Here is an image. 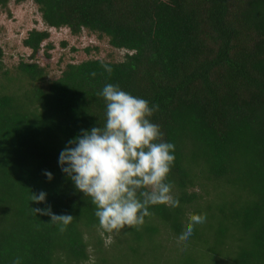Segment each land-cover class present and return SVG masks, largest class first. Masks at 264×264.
Returning a JSON list of instances; mask_svg holds the SVG:
<instances>
[{
	"label": "trees",
	"instance_id": "16d2710c",
	"mask_svg": "<svg viewBox=\"0 0 264 264\" xmlns=\"http://www.w3.org/2000/svg\"><path fill=\"white\" fill-rule=\"evenodd\" d=\"M33 2L47 28L86 29L127 52L67 63L44 86L35 55L50 56L48 29L27 32L15 75L0 47V264H264V0ZM109 83L159 106L149 119L175 146L166 182L179 206H149L139 229L104 246L95 205L58 157L82 129L103 127L97 93ZM49 206L73 216L63 232L32 209ZM189 214L206 221L178 243Z\"/></svg>",
	"mask_w": 264,
	"mask_h": 264
},
{
	"label": "clouds",
	"instance_id": "9594fccd",
	"mask_svg": "<svg viewBox=\"0 0 264 264\" xmlns=\"http://www.w3.org/2000/svg\"><path fill=\"white\" fill-rule=\"evenodd\" d=\"M103 67L111 74L108 65ZM97 96L106 104L103 127L82 129L61 150L58 164L76 190L91 198L103 236L125 228L139 229L145 217L151 215L149 206L176 208L179 200L172 194V185L166 182L175 159L172 154L175 146L161 140L159 125L149 119L159 106L150 107L147 100L111 83ZM44 174L48 180L53 178L51 172ZM45 197L43 191L38 195L32 193L31 201L44 202ZM32 209L34 214L50 216V222L59 224L62 232L73 220L70 214L52 213L50 206ZM205 221V215L189 214L178 243L186 242L194 226ZM114 242L111 236L105 240L106 246ZM13 264H20L19 258Z\"/></svg>",
	"mask_w": 264,
	"mask_h": 264
},
{
	"label": "rangeland",
	"instance_id": "374dc122",
	"mask_svg": "<svg viewBox=\"0 0 264 264\" xmlns=\"http://www.w3.org/2000/svg\"><path fill=\"white\" fill-rule=\"evenodd\" d=\"M48 29L50 37L47 41L53 44L49 50V57L44 55L43 48L35 55V60L45 67L47 76L43 85L48 81L57 78L67 63H78L89 58H100L108 61H120L124 58L127 50L113 48L108 44L106 37H98L83 29L79 35L70 34L65 27L47 28L41 20L40 13L33 0H22L15 3L10 0L7 8H0V47L3 51V71L8 75L16 74V65L20 60H28L30 50L22 45L23 38L31 29ZM44 41L42 45H45ZM4 75L0 72V81ZM105 240L114 233L101 235L100 229L95 233ZM93 243L90 242L91 258H93Z\"/></svg>",
	"mask_w": 264,
	"mask_h": 264
}]
</instances>
